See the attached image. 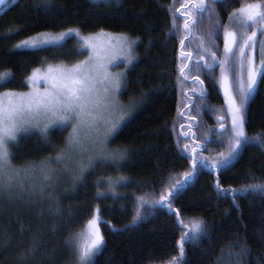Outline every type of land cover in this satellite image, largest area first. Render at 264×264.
I'll list each match as a JSON object with an SVG mask.
<instances>
[{"label":"trees","instance_id":"1","mask_svg":"<svg viewBox=\"0 0 264 264\" xmlns=\"http://www.w3.org/2000/svg\"><path fill=\"white\" fill-rule=\"evenodd\" d=\"M197 2L12 0L0 11V74H12L0 84V94L26 89V78L36 68L74 65L88 56L74 35L58 45L16 48L22 41L73 28L83 35L106 31L139 38L137 58L118 97L125 113L116 112L110 120L120 122L106 145L108 152L126 149L124 159L114 162L97 154L89 166L91 153L84 152L73 154L80 156L79 165L58 161L68 152L64 128L29 127L10 143L13 167L35 165L37 170L21 174L25 190L20 200L0 202V264H73L74 250L66 242L84 233L97 210L104 243L93 264H169L179 256L181 236L193 222H202L204 230L184 244V264H264V194L243 191L264 183V144L252 139L264 138V76L244 106L249 142L222 162L218 175L207 168L212 163H202L223 161L229 154L231 115L221 82L228 80L240 104L237 92L240 81L247 82L248 69L244 64L239 70L242 40L233 48L236 56L225 54V27L238 37L245 31L229 20L245 0H206L209 7L202 13L192 8ZM192 130L204 150L196 152L194 181L170 202L177 215L151 202L192 173V158L184 152L198 145L191 140ZM40 168L52 173L50 187H44ZM121 178L125 182L116 183ZM109 182L114 191L108 190ZM12 191L19 188L14 185ZM141 197L149 201L143 208ZM30 250L34 254L26 255Z\"/></svg>","mask_w":264,"mask_h":264},{"label":"snow or ice","instance_id":"2","mask_svg":"<svg viewBox=\"0 0 264 264\" xmlns=\"http://www.w3.org/2000/svg\"><path fill=\"white\" fill-rule=\"evenodd\" d=\"M213 3L217 0H212ZM5 0H0V5H4ZM209 5L206 0H199L192 4V8L196 12H204ZM214 11V10H213ZM229 20H234L238 26L245 31L237 36L235 31L228 30L225 27V54L233 56L234 46L238 41H243L239 47L237 59L240 67H244L245 50L253 49V55L248 57V79L247 85L241 83V103L237 104L234 97L230 95V89L226 83V94L229 95V112L232 120V139L229 145V154L225 156L223 161L227 162L233 156L237 149L243 144L249 142V137L245 132V117L243 115L244 106L248 97L255 91L257 85V77L264 76V44H261V67H255L254 51L256 47L257 32L264 33V0H245V2L234 11ZM196 21L192 20V24ZM189 27V22L185 21V28ZM254 28L251 35H247V29ZM80 36L79 29H69L67 32L60 34L53 40L46 34H41L39 38H32L17 44L16 48L27 47L37 48L43 44L59 42L69 36ZM107 34L101 32L96 36L81 37L83 46L92 51V55L88 60L67 66L64 64L52 65L48 64L46 68H36L31 75L27 76L26 84L30 87V91L17 93L9 91L0 94V202L7 201L13 203L20 200L21 194L25 190L22 173L35 174V165H29L23 169L14 168L11 161L12 156L9 151L11 142L17 140L18 133L27 130L28 126H39L43 123L42 131H47L48 127L59 122L64 125H72L73 132L70 133L67 141V154L61 153L56 159H71L73 154H83L84 152L92 153L89 155V166L97 154L100 158L111 159L114 162L122 160L127 154V150L123 149L119 152H108L106 145L108 137L116 130L113 124L110 128L105 126L103 135L100 131V122L102 120V110H108L115 107L114 96L121 86V77L123 73L113 75L108 71V65L113 64L121 56L128 63L134 59L133 48L139 42V38L131 39L125 34L119 36H107L108 53L101 56L96 41ZM183 44V41H181ZM215 62V54L212 56ZM227 61H225L226 63ZM206 68H212V64H205ZM183 68L181 74H183ZM11 73L0 74V84H3L11 76ZM187 79V77H185ZM43 82L44 88L41 90L40 83ZM123 118V117H121ZM76 123L73 124L72 122ZM107 122H105V125ZM223 127V125L221 126ZM94 133V135H93ZM257 143L264 144V138L258 135L252 138ZM89 144L91 147H89ZM223 156V154H221ZM195 168V164L193 165ZM85 168L80 167V173L83 174ZM39 171L43 175L44 187H50L52 181V173L45 168ZM189 174L185 175V179ZM79 178V177H77ZM125 182V178L116 183ZM17 186L19 192L13 194V187ZM177 185H181L177 181ZM219 187V185H218ZM115 185L109 182L108 190L114 191ZM43 191V188L41 189ZM175 190H178L175 189ZM258 191L264 194V183L248 185L243 189ZM235 192V190H233ZM103 192H98V196H103ZM173 196V190H169L166 194L161 193L159 200H153L152 206L165 204L171 209L169 198ZM235 199V196H233ZM149 201L140 198V208H143ZM137 218H140V212L137 211ZM183 225V221L180 222ZM188 228V225H183ZM204 230L202 222H193L189 228V232H184L179 241V256L173 257L169 264H184L185 251L184 244L189 239H195ZM23 232V229H21ZM70 248L74 250L75 260L73 264H93V258L102 248L104 238L99 230V210L97 214L88 221L86 238L85 234L78 235L75 239L66 242ZM34 254V250H30L26 255Z\"/></svg>","mask_w":264,"mask_h":264},{"label":"rangeland","instance_id":"3","mask_svg":"<svg viewBox=\"0 0 264 264\" xmlns=\"http://www.w3.org/2000/svg\"><path fill=\"white\" fill-rule=\"evenodd\" d=\"M9 0H5V4L4 5H0V6H5L6 5V7L9 5V2H8ZM4 9V8H3ZM2 9V10H3ZM1 11V10H0ZM68 30H66V31H63L62 33H65V32H67ZM253 31H256V29H251V31H249V35H251L252 34V32ZM62 33H43V34H46L49 38H52L53 40H55V38H57V37H59L60 36V34H62ZM99 33H101V32H99ZM99 33H95V34H91V35H83V34H80V36H75L76 38H78L81 42H82V40H81V37H88V36H96L97 34H99ZM103 33H105V34H107V36H119V35H121V34H118V33H111V32H106V31H103ZM41 35H38V36H36V37H34V38H39ZM107 36H105V37H102V38H100V39H98L97 41H96V43H97V48H98V51H99V53H100V55L101 56H104V55H106L107 53H108V42H107ZM66 40V37H65V39L64 40H61V41H59L58 43L57 42H52V43H48V44H43V45H41V46H39V47H43V46H47V45H58V44H61V43H63L64 41ZM256 47H255V51H254V56H255V67L257 68V69H260V67H261V63H260V61H261V59H262V56H261V44H264V33H260V32H257V37H256ZM83 44V43H82ZM84 48H86V47H84ZM87 50H88V56L86 57V58H84V59H82L81 61H79L78 63H81V62H84V61H86V60H88V58H89V56L90 55H92V51L90 50V49H88V48H86ZM245 53H246V55L249 57V56H252L253 55V49H251V48H249V49H246L245 50ZM133 56H134V59L132 60V62L131 63H128L126 60H124L123 59V57L121 56L120 58H118L113 64H109L108 65V71L110 72V73H112L113 75H117V74H120V73H123V76L121 77V86H120V89H119V91L115 94V96H114V102H115V107H111L110 109H108V110H102V112H101V115H102V120H101V122H100V130L102 129L103 131H104V128H105V126H107V127H111L112 125H113V120L115 119V113L116 112H119V113H125L124 111H123V109L125 108V106H124V104L122 103V102H120V101H118V97H119V93H120V91H121V88H122V81H123V77H124V75H125V73H126V71L131 67V65L133 64V62L135 61V59L137 58V55L134 53V48H133ZM77 64V63H76ZM245 65H246V68L248 69V60H245ZM67 66H72V65H67ZM47 66H45V67H40L41 69H43V68H46ZM245 74H247V77H246V79H248V71H245ZM258 79H259V77H257V82H258ZM241 83H242V81H241ZM246 83V84H245ZM244 83V85L246 86L247 85V82H245ZM227 87L230 89V84H229V82H228V80H227ZM40 88H41V90H43V88H44V84H43V82H41L40 83ZM226 83H225V80L223 79V82H222V92H223V94H224V97H225V100H226V102H227V104H228V100H229V95L228 94H226ZM31 89H30V87L27 85V88L26 89H24V90H15L14 92H17V93H24V92H28V91H30ZM5 92H9V91H5ZM5 92H2V93H5ZM1 93V94H2ZM230 95L232 96V97H234L233 96V94H232V92H231V89H230ZM238 104V103H237ZM228 107H229V104H228ZM123 115V114H122ZM112 122H111V121ZM122 121V120H121ZM105 122H107V124L105 125ZM117 122V121H116ZM120 122V121H119ZM119 122H117L115 125H117ZM43 123L44 122H41L40 123V125L39 126H28L27 128H29V127H33V128H36V129H43ZM73 124H75L76 122L75 121H73L72 122ZM231 125H232V120H231ZM48 128H64L67 132H68V135H70V133H72L73 132V127H72V125H64V124H60L59 122H57V123H53V124H51ZM102 131V132H103ZM22 132V131H21ZM21 132H19L18 133V136H19V134L21 133ZM108 139V138H107ZM89 147H91V145L89 144ZM92 154V153H91ZM74 158H76V160H73ZM79 158H80V156H74V155H72V158L71 159H65V163H66V165H68V163H70V162H74L75 163V165H79L78 163H80V160H79ZM81 158H82V156H81ZM88 225V224H87ZM99 230H100V233H101V228H100V224H99ZM86 233H87V226H86V228H85V231H84V233L83 234H85V238H86ZM101 235H102V233H101Z\"/></svg>","mask_w":264,"mask_h":264},{"label":"water","instance_id":"4","mask_svg":"<svg viewBox=\"0 0 264 264\" xmlns=\"http://www.w3.org/2000/svg\"><path fill=\"white\" fill-rule=\"evenodd\" d=\"M191 3H189V2H187V5H190ZM2 9H3V6H0V10L2 11ZM5 9H7V7L6 8H4L3 10H5ZM184 71H183V74H184V72L186 71V69L184 68L183 69ZM222 82H223V80H222ZM222 82H221V85H222ZM256 88V87H255ZM222 89V88H221ZM224 95V94H223ZM181 114H183L182 113V111H181ZM231 115V114H230ZM231 118V117H230ZM194 135H195V133L193 132V130H192V139L191 140H193V142L195 143V144H198L196 147H194V148H192V147H190V149L189 150H191V151H189V150H184V152L187 154V155H189L191 158H192V162H191V166H192V169H193V171H192V173L188 176V178L187 179H185V175H184V178H183V181L181 182V185H176L174 188H172L171 190H173V196L172 197H170L169 198V201L171 202L172 201V199H173V197L177 194V192L178 191H180V190H182V189H184V188H186V186H187V184H189V183H191V182H193L194 181V178H195V174H196V168H197V165H198V159L196 158V152H199V151H203L204 150V147H203V145H201V144H199V143H197L196 142V140L194 139ZM184 138H188V136L187 135H184ZM242 147V146H241ZM240 150H241V148H240ZM209 162V163H212V164H208L207 162ZM222 160H217L216 162H214V161H208V160H205L204 162H202L203 163V165H204V167H206V165L208 166L207 168L209 169V170H211V173H215L216 175H218V173L220 172V168H222L223 167V165L224 164H222V162H221ZM195 164V168L193 167V165ZM178 188V190H175V189H177ZM157 207H161V208H164V209H167L170 213H176L177 215L179 214L175 209H169L168 207H167V205L165 204L164 206H161V205H157ZM178 219H179V216H178ZM179 222H181V220L179 219Z\"/></svg>","mask_w":264,"mask_h":264},{"label":"flooded vegetation","instance_id":"5","mask_svg":"<svg viewBox=\"0 0 264 264\" xmlns=\"http://www.w3.org/2000/svg\"><path fill=\"white\" fill-rule=\"evenodd\" d=\"M10 1H12V0H9L8 2H10ZM237 54H238V49H237ZM237 54H236V55H237ZM236 55H235V56H236ZM230 64H231L232 66H235V65H236V58H233V59L231 60ZM244 64H245V60H244ZM240 69H241V67H240V64H239V70H240ZM243 70H244V68H243ZM245 71H246V70H244V73H245ZM235 80L238 81L237 79H235ZM240 86H241V81H240ZM237 93H238L239 95L241 94V93H240V89H239V91H238ZM196 102H197V101H195L194 104H196ZM194 106H195V105H194ZM191 111H192V110H191ZM219 129L222 130V128H218V130H219ZM222 132H223V131H222Z\"/></svg>","mask_w":264,"mask_h":264}]
</instances>
